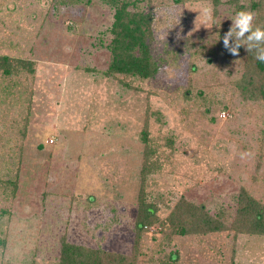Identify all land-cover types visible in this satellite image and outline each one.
<instances>
[{
	"label": "rangeland",
	"instance_id": "obj_1",
	"mask_svg": "<svg viewBox=\"0 0 264 264\" xmlns=\"http://www.w3.org/2000/svg\"><path fill=\"white\" fill-rule=\"evenodd\" d=\"M152 8L159 72L125 80L128 89L104 74L113 22L104 3L0 0V55L34 64L33 76L0 72V264H57L62 239L130 253L147 104L161 111L172 149L146 192L211 213L232 214L240 187L264 202V105L241 98V64L223 57L212 30L231 26L233 8L220 6L215 22L209 0ZM144 242L154 254L156 242ZM174 251L172 264H264V237H177L165 246Z\"/></svg>",
	"mask_w": 264,
	"mask_h": 264
},
{
	"label": "trees",
	"instance_id": "obj_2",
	"mask_svg": "<svg viewBox=\"0 0 264 264\" xmlns=\"http://www.w3.org/2000/svg\"><path fill=\"white\" fill-rule=\"evenodd\" d=\"M63 1V0H62ZM75 2L78 0H69ZM113 10V22L109 28L111 39L105 46L110 54L109 64L104 72L107 78L118 80L124 87L132 88L125 80H151L159 72V65L152 55L155 41L153 22L155 15L152 0H99ZM189 1L172 0L176 5H184ZM213 8L214 22L222 5L233 8V17L237 11L250 10L255 13L254 26H264V0L241 2L240 0H209ZM144 5L145 7H141ZM221 26V25H220ZM229 27L221 28L213 25L217 35L218 51L223 57L232 58L241 64V76L235 87L240 90L245 102L264 105V63L255 58L254 52H247L242 46L238 56H232L223 47V33ZM213 53V49L208 50ZM34 64L21 59L0 55V72L5 77L18 75L20 70L30 71ZM194 65L190 71L194 72ZM27 72V71H26ZM33 76V71L29 72ZM189 89L184 93L188 98ZM211 110L207 107L204 114ZM162 113L153 105L147 104L140 141L143 144L142 168L140 171V191L136 200V213L133 219V241L129 254H122L102 248H89L61 241L57 264H159L175 263L178 260L176 251L165 254V246L170 245L173 238L226 234L235 241L239 236L264 237V202L244 187L231 196L232 214L223 209L211 213L204 204H196L181 196L173 203L161 200V195L152 197L146 192L149 176L164 171L163 160L167 158L169 138L165 141L162 133ZM38 148H41L39 145ZM162 174H160L161 176ZM18 176V173L15 175ZM16 189L17 179L10 182ZM159 197V198H158ZM160 207L158 205V201ZM167 200V199H166ZM167 212L160 214V208ZM150 236L156 242L154 254H148L144 236Z\"/></svg>",
	"mask_w": 264,
	"mask_h": 264
},
{
	"label": "clouds",
	"instance_id": "obj_3",
	"mask_svg": "<svg viewBox=\"0 0 264 264\" xmlns=\"http://www.w3.org/2000/svg\"><path fill=\"white\" fill-rule=\"evenodd\" d=\"M201 14L204 16L205 22L212 20L210 7L203 9ZM254 20L255 13L252 11H237L229 30L223 35V47L232 56H238V50L243 46L247 52H254L255 58L264 63V26H254ZM177 35L179 38V34ZM247 155L250 154L241 153V158L243 159Z\"/></svg>",
	"mask_w": 264,
	"mask_h": 264
}]
</instances>
